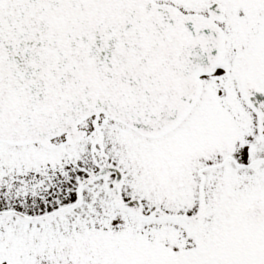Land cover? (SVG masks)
Segmentation results:
<instances>
[{"label": "snow or ice", "instance_id": "obj_1", "mask_svg": "<svg viewBox=\"0 0 264 264\" xmlns=\"http://www.w3.org/2000/svg\"><path fill=\"white\" fill-rule=\"evenodd\" d=\"M0 264H264V0H0Z\"/></svg>", "mask_w": 264, "mask_h": 264}]
</instances>
